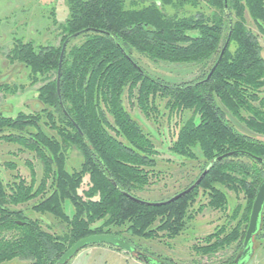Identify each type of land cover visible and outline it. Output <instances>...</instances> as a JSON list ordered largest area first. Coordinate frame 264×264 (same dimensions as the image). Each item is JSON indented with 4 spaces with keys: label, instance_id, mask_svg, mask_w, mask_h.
I'll return each instance as SVG.
<instances>
[{
    "label": "trees",
    "instance_id": "obj_1",
    "mask_svg": "<svg viewBox=\"0 0 264 264\" xmlns=\"http://www.w3.org/2000/svg\"><path fill=\"white\" fill-rule=\"evenodd\" d=\"M68 7V19L53 24L61 35L59 46L16 38L7 54L10 64L26 68L32 85H43L37 111L0 114V139L34 153L43 177L37 184L31 164L30 182L15 176L6 184L0 176V264H58L75 243L102 234L118 236L150 255L133 238L180 236L195 217L192 207L201 190L208 196L207 207L219 212L229 208L228 192L244 195L245 204L236 205L228 216L227 224L235 226L228 230L223 225L198 248L214 256L233 247L225 264H236L264 182L263 49L246 21L248 14L264 35V0H228L227 8L225 0H68ZM80 32L67 45L60 100L62 46ZM76 39L81 42L74 43ZM227 42L218 68L206 81ZM135 54L153 63L198 66L200 76L188 83L166 82L148 73ZM0 88L18 91L7 84ZM126 94L147 119L160 113L159 102L165 103L169 121L193 112L170 151L204 164L198 177L175 195L209 172L200 186L173 203L152 207L126 196L140 199L136 192L151 184L158 154L151 135L126 108ZM227 114L253 134L239 132ZM73 150L81 156L75 170L68 162ZM67 201L72 216L66 212ZM27 211L48 215L55 225L31 218ZM263 232L264 213L254 240L264 237Z\"/></svg>",
    "mask_w": 264,
    "mask_h": 264
},
{
    "label": "rangeland",
    "instance_id": "obj_2",
    "mask_svg": "<svg viewBox=\"0 0 264 264\" xmlns=\"http://www.w3.org/2000/svg\"><path fill=\"white\" fill-rule=\"evenodd\" d=\"M68 17V0H0V86L7 84L16 87L18 90L17 93L13 94L2 91L0 88L1 115L16 117L20 112L32 113L37 111L35 109L39 108L38 89L43 85L42 82L32 85L27 80L28 72L23 65L9 63L7 54L13 46L14 39L20 38L25 41H32L36 45L52 43L59 46L61 35L57 26L53 24L56 19L59 23H64ZM246 21L247 27L259 38L264 58V35L259 32L248 14H246ZM80 42L81 39L74 41V43ZM134 56L139 64L153 77L172 84L193 82L200 76L198 66L153 63L141 55L135 54ZM124 103L132 116L151 135L158 152L156 156L157 167L154 172L155 175L151 179V184L144 190L136 192V195L140 200L151 203L169 199L190 185L198 177L204 164L203 159L189 161L176 157L170 151V146L175 140L180 126L192 116L193 112L185 111L169 121V111L164 108L165 103L159 102L160 113L153 114L150 119H147L137 106H133L129 102L127 94L124 97ZM227 115L235 123V127L239 132L248 135L253 134L244 125L239 124L237 119L232 118L230 114ZM68 162L71 169H78L81 162L80 154L76 150L71 151ZM11 163L15 165L14 169L7 166ZM29 164L35 170L37 184H39L43 177V167L34 153L17 144H10L0 139V176L6 184L12 183L15 176L30 182L31 166ZM228 194L229 208L225 212H219L207 207L208 196L204 195L201 190L196 204L192 207L195 217L189 223L186 231L173 240L167 238L154 240L133 238L135 245L169 264V261H171V264H225L228 258L234 254L233 247L214 256H205L198 251V248L206 245L204 239L207 236L215 233L217 229L228 223V216L236 205L245 204L243 194L238 198L233 192H228ZM200 207L204 208L202 212H198ZM65 208L68 215L72 216L74 210L70 202L65 203ZM28 215L31 218L41 217L33 212H28ZM41 218L46 224L55 225L52 217L46 215ZM235 224V222L232 225L227 224L228 230ZM44 226L46 227V225ZM253 247L254 256L257 254L261 264H264V237L260 236L254 240ZM3 264H27V262L14 260ZM68 264L145 263L135 255L116 248L91 246L79 252Z\"/></svg>",
    "mask_w": 264,
    "mask_h": 264
},
{
    "label": "water",
    "instance_id": "obj_3",
    "mask_svg": "<svg viewBox=\"0 0 264 264\" xmlns=\"http://www.w3.org/2000/svg\"><path fill=\"white\" fill-rule=\"evenodd\" d=\"M225 7L226 8L228 7V0H225ZM81 34H82V32L72 35L71 37H69L64 42V44L62 46L60 60H59L58 78H57V90H58V96H59L60 100H61L60 79H61L62 65H63L67 45L71 39L77 38ZM228 43L229 42H227L225 47L223 48L218 61L216 62V64L212 68V70L209 73L206 81H208L212 77V75L215 73L216 69L218 68V66H219V64L223 58L224 52L228 46ZM61 106L63 107L62 101H61ZM74 126L76 127L78 132L80 134H82L80 129L77 127V125L74 124ZM229 155H231V154H228V155H225V156L218 158V161L224 159L225 157H228ZM208 172H209V169L205 170L203 172V174L199 177V179L192 186H190L188 189L184 190L183 192L175 195L174 197H172L169 200L164 201V202L151 203V202L142 201V200L137 199L135 197H132L128 194H126V196H128L130 199H132L133 201H135L137 203L147 205V206L158 207V206L167 205V204L173 203V202L177 201L178 199L188 195L194 189H196L198 186H200L202 180L208 174ZM263 211H264V182L258 188L257 196H256V199L254 201L253 208H252V213H251V217H250V221H249V225H248V230H247L245 240L243 243V250L237 256L236 264H248L249 261L254 256L255 251H254V247H253V241H254V237L256 236V234L259 231V226H260V221H261ZM95 245H104V246L114 247V248H117L119 250L125 251L129 254H134L136 251V249H134V247L129 242L125 241L124 239H122L118 236L107 235V234L93 235V236H89V237L84 238V239L78 241L77 243H75L62 256V258L58 261V264H68L75 256H77V254H79V252H81L82 250H84L85 248H87L89 246H95ZM135 255L140 260H142L145 264H158V263H152L151 259L143 253L138 252V253H135Z\"/></svg>",
    "mask_w": 264,
    "mask_h": 264
},
{
    "label": "flooded vegetation",
    "instance_id": "obj_4",
    "mask_svg": "<svg viewBox=\"0 0 264 264\" xmlns=\"http://www.w3.org/2000/svg\"><path fill=\"white\" fill-rule=\"evenodd\" d=\"M135 249V248H134ZM122 251V250H121ZM135 253H138V251L136 250ZM135 253L133 255H135ZM141 253V252H140ZM146 255V254H145ZM136 256V255H135ZM152 263H158V264H167L166 262L164 261H161L159 258L155 257V256H152V255H147ZM137 257V256H136ZM138 258V257H137Z\"/></svg>",
    "mask_w": 264,
    "mask_h": 264
},
{
    "label": "crops",
    "instance_id": "obj_5",
    "mask_svg": "<svg viewBox=\"0 0 264 264\" xmlns=\"http://www.w3.org/2000/svg\"><path fill=\"white\" fill-rule=\"evenodd\" d=\"M249 264H261L259 256L257 254H255V256L253 257V259H251Z\"/></svg>",
    "mask_w": 264,
    "mask_h": 264
}]
</instances>
